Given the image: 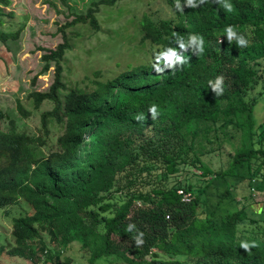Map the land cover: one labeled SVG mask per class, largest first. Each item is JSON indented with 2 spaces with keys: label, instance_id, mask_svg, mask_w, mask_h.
<instances>
[{
  "label": "trees",
  "instance_id": "obj_1",
  "mask_svg": "<svg viewBox=\"0 0 264 264\" xmlns=\"http://www.w3.org/2000/svg\"><path fill=\"white\" fill-rule=\"evenodd\" d=\"M117 1L92 0L85 13L74 12L57 29L62 41L41 54L40 73L53 66V80L27 98L35 109L44 101L52 106L41 112L36 132L20 122L30 111L19 100L18 117L0 106V208L25 202L32 209L12 219L13 240L0 245V256L70 264L62 253L77 243L90 264H264L263 209L250 216L230 181L246 176L251 191L264 196V121L254 117L264 84L247 97L264 81V0H196L195 8L179 0L183 12L177 0H165L173 18L145 15L140 25V43L155 47L158 63L93 79L91 87L69 85L64 28L98 30L99 6ZM9 5L0 0V15ZM230 25L246 46L229 42ZM23 26L0 29V42L18 40ZM217 77L221 94L213 91ZM181 166L200 170L205 184L178 181ZM215 184L222 190L213 204L208 192ZM180 189L191 195L188 202ZM224 200L235 207L223 209Z\"/></svg>",
  "mask_w": 264,
  "mask_h": 264
},
{
  "label": "rangeland",
  "instance_id": "obj_2",
  "mask_svg": "<svg viewBox=\"0 0 264 264\" xmlns=\"http://www.w3.org/2000/svg\"><path fill=\"white\" fill-rule=\"evenodd\" d=\"M92 0H10L8 7H2L0 29L14 30L21 25L23 30L18 40L0 42V106L13 116H17L16 101L30 111L20 122L29 132H36L40 125V114L51 108L50 102H43L38 109L33 108L27 94L32 90L44 91L53 80V66L45 73L42 67L41 54L45 49H53L62 41L58 27L71 21L74 12L85 13ZM97 1V0H94ZM158 20L171 19L173 12L165 0H120L112 6L100 5L95 16L99 29L89 24H75L64 28L70 48L63 59V75L69 85L91 87L93 79H111L120 73L135 70L137 65L156 64L160 54L153 52L155 47L149 42L140 43V25L143 16ZM35 76L34 83H32ZM263 80L249 92L248 98L257 96L263 90ZM254 117L257 123L264 121V90L254 106ZM59 133L53 130L50 140ZM52 139V140H51ZM218 157L211 159V165H217ZM181 174L177 178L183 183L188 181L197 188L205 184L200 177V170L189 166H181ZM230 180V179H229ZM175 181V178L170 180ZM231 191L236 201L246 204L249 215L263 209L264 196L251 191L248 178L232 179ZM222 188L216 184L208 192L210 202L215 204ZM235 201L222 203L223 209H233ZM30 210L25 203L0 208V245L12 243V219L20 213ZM258 217V216H256ZM88 253L79 244L71 243L62 253V260L68 258L70 264H90ZM114 261L101 259L95 264H117ZM0 264H30L26 257L2 254Z\"/></svg>",
  "mask_w": 264,
  "mask_h": 264
},
{
  "label": "clouds",
  "instance_id": "obj_3",
  "mask_svg": "<svg viewBox=\"0 0 264 264\" xmlns=\"http://www.w3.org/2000/svg\"><path fill=\"white\" fill-rule=\"evenodd\" d=\"M207 2V0H200V3H205ZM218 2H220V0H218ZM187 4L188 6L192 7V8H195L196 7V0H187ZM176 7H177V10L180 11V12H183V10L179 7V0H177V4H176ZM224 7L228 10V11H231L232 10V5L229 4V3H224ZM226 33H227V37H228V40L229 42H231L232 40H236L238 45L239 46H246L247 45V40L243 37V36H239L235 31H234V28L233 26H228L226 29H225ZM190 41L192 43H199L200 45H203V38L202 37H197V36H192L190 37ZM181 47L183 48L184 45L181 44ZM202 47L200 48V51H202ZM169 52H171L172 50L169 49L168 50ZM164 59L166 61H169L170 63L173 61V57L171 55H165L164 56ZM222 84H223V77H217L216 78V82H215V85H214V88H213V91L216 93V94H221L222 91H223V88H222ZM149 112L151 113V116L153 118H155L156 114H157V109H156V106L155 105H152L149 109ZM142 119V117H141ZM140 243V242H138ZM242 247L245 248L247 250L248 248V245L247 244H242Z\"/></svg>",
  "mask_w": 264,
  "mask_h": 264
},
{
  "label": "built area",
  "instance_id": "obj_4",
  "mask_svg": "<svg viewBox=\"0 0 264 264\" xmlns=\"http://www.w3.org/2000/svg\"><path fill=\"white\" fill-rule=\"evenodd\" d=\"M178 193L181 195V200L183 202H188L191 198V195L188 192H184L181 189L178 190Z\"/></svg>",
  "mask_w": 264,
  "mask_h": 264
}]
</instances>
